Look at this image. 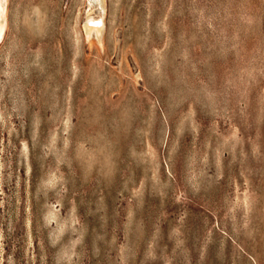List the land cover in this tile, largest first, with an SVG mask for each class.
Returning a JSON list of instances; mask_svg holds the SVG:
<instances>
[{"label": "rangeland", "instance_id": "1", "mask_svg": "<svg viewBox=\"0 0 264 264\" xmlns=\"http://www.w3.org/2000/svg\"><path fill=\"white\" fill-rule=\"evenodd\" d=\"M89 8L7 0L0 264H264V0Z\"/></svg>", "mask_w": 264, "mask_h": 264}, {"label": "bare ground", "instance_id": "2", "mask_svg": "<svg viewBox=\"0 0 264 264\" xmlns=\"http://www.w3.org/2000/svg\"><path fill=\"white\" fill-rule=\"evenodd\" d=\"M89 12L84 23V30L89 39L96 36L98 40L102 39L105 26L106 0H89ZM100 9V14L95 15L96 9ZM7 24V0H0V39L3 36Z\"/></svg>", "mask_w": 264, "mask_h": 264}]
</instances>
